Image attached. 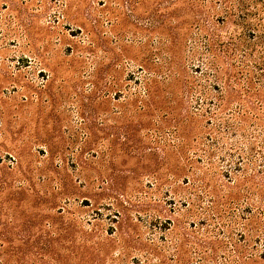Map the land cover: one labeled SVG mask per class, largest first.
I'll return each instance as SVG.
<instances>
[{
  "label": "rangeland",
  "instance_id": "374dc122",
  "mask_svg": "<svg viewBox=\"0 0 264 264\" xmlns=\"http://www.w3.org/2000/svg\"><path fill=\"white\" fill-rule=\"evenodd\" d=\"M129 1L0 0V264H145L124 236L128 218L138 222L128 230L137 241L161 243L152 219L136 211L174 206L163 189L141 175L127 182L123 206L100 193L101 177H133L143 167L111 149L131 119H118L115 105L143 96L145 86L134 62H117L121 46L144 59L149 17L171 21L152 0ZM132 23L142 30L133 33ZM77 156L90 164L81 168ZM64 184L78 197L55 201Z\"/></svg>",
  "mask_w": 264,
  "mask_h": 264
},
{
  "label": "trees",
  "instance_id": "16d2710c",
  "mask_svg": "<svg viewBox=\"0 0 264 264\" xmlns=\"http://www.w3.org/2000/svg\"><path fill=\"white\" fill-rule=\"evenodd\" d=\"M152 6L169 10L171 21L149 17L146 58L128 57L121 46L117 62H134L145 86L143 96L115 105L118 119H131L118 127L111 148L120 146L143 167L133 177H101V196L112 193L123 206L127 182L142 175L150 188L163 189L165 205L174 204L136 211L152 219L160 244L137 241L128 230L138 222L126 220L124 236L145 253V264H264V0H152ZM131 25L133 33L142 30ZM75 158L81 168L90 164ZM78 191L64 184L53 198L71 201Z\"/></svg>",
  "mask_w": 264,
  "mask_h": 264
}]
</instances>
